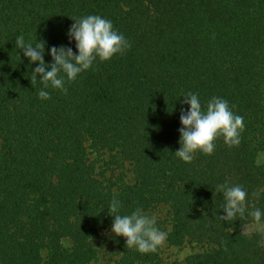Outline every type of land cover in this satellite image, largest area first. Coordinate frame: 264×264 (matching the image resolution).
Listing matches in <instances>:
<instances>
[{
	"label": "trees",
	"instance_id": "trees-1",
	"mask_svg": "<svg viewBox=\"0 0 264 264\" xmlns=\"http://www.w3.org/2000/svg\"><path fill=\"white\" fill-rule=\"evenodd\" d=\"M88 15L110 20L131 48L97 58L75 81L61 73L67 93L44 89L39 74L32 85L39 62L17 37L45 41L51 64L53 46L78 54L68 32ZM188 92L202 107L225 99L243 116L238 146L220 137L212 155L197 151L191 163L175 155ZM109 162H127L131 177H104ZM225 182L247 192L234 221L220 218ZM114 196L121 215L167 206L168 244L206 245L186 264H264L262 234L245 229L256 224L252 211L264 214V0H0V264L94 261ZM109 236L115 264L159 260V248L141 254Z\"/></svg>",
	"mask_w": 264,
	"mask_h": 264
},
{
	"label": "clouds",
	"instance_id": "clouds-1",
	"mask_svg": "<svg viewBox=\"0 0 264 264\" xmlns=\"http://www.w3.org/2000/svg\"><path fill=\"white\" fill-rule=\"evenodd\" d=\"M75 23L70 27L69 39H74L78 54L71 47L53 46L50 49L52 63L47 64L44 60L45 41L40 40L35 45L25 44L23 36L17 37L15 44L23 50L25 57L30 62H39L32 69L31 83L39 81L44 89L52 87L67 93L65 87V76L67 81H75L78 74L90 69L93 62L99 58L100 61H108L116 54H123L131 48L130 42L119 34L110 20L99 15H88L83 18L73 19ZM50 68V70H46ZM38 96L42 100L50 99L48 91L40 90ZM182 104L187 103L190 108L185 111L181 108L179 129L180 149L175 155L186 163H191L197 151L206 155H212L215 150V141L222 137L228 147L240 144V134L244 131V118L234 114L229 108L227 100L212 97L202 107L198 94L188 92L184 96ZM217 192L222 193L226 203L222 209L225 216H220L223 221H234L237 215L243 217L245 213L247 192L240 185L229 186L228 182L217 186ZM253 196H259L254 192ZM121 204L114 196L108 212L114 217L111 232L116 236L126 238L128 249H135L141 254L155 253L158 247L166 240V233L155 227V217L143 214L142 209L136 208L130 215H121ZM257 225H260L262 214L259 209L250 213Z\"/></svg>",
	"mask_w": 264,
	"mask_h": 264
},
{
	"label": "rangeland",
	"instance_id": "rangeland-1",
	"mask_svg": "<svg viewBox=\"0 0 264 264\" xmlns=\"http://www.w3.org/2000/svg\"><path fill=\"white\" fill-rule=\"evenodd\" d=\"M108 155L103 156L104 159H108ZM102 164V161L99 162ZM119 166H115L116 163L109 162L107 164H103L100 169H103L104 177H111L113 173L114 176H123L124 179H128L131 177V173L128 170L129 164L127 162L118 163ZM145 215L149 217H155L156 224L155 227L158 228L161 232L166 233L167 230L170 229V220L169 213H167V206L158 204L151 208L147 212H144ZM247 231L258 230L262 234V243L264 245V223L251 224L247 225L245 228ZM109 233H111V229L108 232L103 233V237L100 238V242H102L104 238V242H102L101 246H98L100 249L97 254V258L94 261H91L88 264H115L114 260L117 258L118 253L116 243L111 241ZM110 242V243H109ZM63 244L65 246L70 245V241L65 239ZM159 248V260L153 264H186L185 259L191 254H195L198 252H202L205 250L206 245H202L201 243H196L193 241H185L183 245H170L165 240L163 245ZM151 264V263H150Z\"/></svg>",
	"mask_w": 264,
	"mask_h": 264
}]
</instances>
